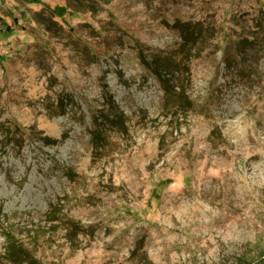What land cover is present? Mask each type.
Wrapping results in <instances>:
<instances>
[{"label":"rangeland","instance_id":"374dc122","mask_svg":"<svg viewBox=\"0 0 264 264\" xmlns=\"http://www.w3.org/2000/svg\"><path fill=\"white\" fill-rule=\"evenodd\" d=\"M69 1L0 0V254L10 237L44 264L264 254V0ZM168 54L190 106L151 72ZM106 90L126 128L98 117L94 144Z\"/></svg>","mask_w":264,"mask_h":264},{"label":"trees","instance_id":"16d2710c","mask_svg":"<svg viewBox=\"0 0 264 264\" xmlns=\"http://www.w3.org/2000/svg\"><path fill=\"white\" fill-rule=\"evenodd\" d=\"M76 1L77 3H80V6L85 3V0ZM88 1L96 2L98 0ZM176 27L181 31V38L184 43L181 50L182 54L188 51L190 52L194 47V43H196V36H194L196 34V31L194 29L192 30L188 24L178 23ZM171 56L172 54L156 56L153 61L149 63V67L152 74L159 80L161 84V88L164 91L165 98L168 103L167 105H169L170 101L172 100L177 106H181L182 104H188L190 106L191 99H189V97L186 95L187 90L185 85L174 84L172 82V75L174 76V74L178 73L180 69L178 67V64L174 59H172ZM177 88H179V92L177 91ZM60 100L62 107V112L60 115H65L67 105L64 103L63 98H60ZM71 102H73V100H71ZM105 105L107 106V108H105V110L107 111L106 114H103L101 112L100 116H93V125L95 126L94 131L92 132L94 135V144L96 143L97 139H99L98 143H102V141L106 139V137L104 136L105 129L102 130L104 125L103 121H105L107 125L114 128H120L122 130H125L126 128L125 113L116 104L113 95L108 90H106L105 92L104 106ZM98 117H101L103 121L98 122ZM159 185L164 187L166 185V182L161 181ZM154 195H158V192L154 191ZM73 228L77 231L82 230V227L78 224H73ZM0 256H2V258L10 264H44L21 241H18L17 239L11 237L6 239L4 252L0 254ZM236 264H264V254L252 258L243 256L239 257Z\"/></svg>","mask_w":264,"mask_h":264}]
</instances>
